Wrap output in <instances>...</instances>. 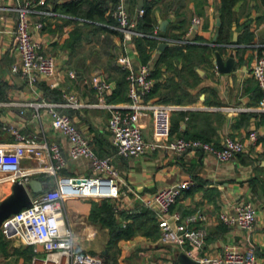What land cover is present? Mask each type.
Returning <instances> with one entry per match:
<instances>
[{"label": "crops", "instance_id": "crops-1", "mask_svg": "<svg viewBox=\"0 0 264 264\" xmlns=\"http://www.w3.org/2000/svg\"><path fill=\"white\" fill-rule=\"evenodd\" d=\"M45 1L46 8L55 11V15L41 17L43 26L33 27L31 35L39 49L55 60L58 84L53 88L42 76L31 84L11 70V64L20 59L14 46L17 14L12 7L16 0H0V142H14L16 137L13 130H17L37 141L55 142L65 157V164L56 175L39 172L24 183L30 199L54 187L57 177L61 175L92 174L89 160L69 156L68 137L52 127L45 108L34 104L43 100L60 102L64 100V92H71L86 105L74 109L60 107V111L71 117L98 155L111 158L119 173L118 187L121 193L113 199L68 197L64 200L66 223L72 229L78 251L101 257L98 253L102 254L105 246L115 242L110 228L106 226L113 224L108 223L105 214L99 213L105 205L111 204L114 205L118 225H132L137 229L132 237L119 239L116 243L120 242L126 248L132 247V250L143 247L138 251L140 254L152 249H156L157 253L159 223L153 209L144 206L140 198L148 197L160 188L190 180L191 185L182 190L171 206V212H178L181 219L194 212L205 215L204 220L191 224L205 233L202 253H219L229 243L244 248L254 246L259 263L264 264V112L254 109L260 103L262 91L253 73L257 60L264 57V0L235 2L227 42L218 41L221 0H157L152 10L156 19L153 30H157V35L159 31L171 34L182 31V37L194 42L184 44L175 38L165 37L167 40H162L157 37L159 44L151 50L148 60L152 72H155L152 86L157 85V88L147 100L161 102V95H166L169 103L184 107L170 115L171 138H199L217 147H222L227 137L244 140L246 150L226 161L199 149L177 153L159 148L138 156L118 155L107 129L109 110L104 106H93L99 102L96 92L79 78L69 77L67 72L75 70L80 76L102 75L111 83L106 102L124 103L122 95L111 98L116 88L115 75L106 69H111L109 56L115 59L112 61L115 66H120L119 59L123 54L131 58L135 67L143 63L133 38L125 40L123 34L117 32L116 19L111 14L114 4L111 7L110 0ZM146 1L151 0H143L141 8ZM125 3L131 14H137L140 0H136L135 7L128 0ZM106 5L108 8L100 14ZM87 12L101 15L103 22L98 24L107 29L95 31L92 25H87L92 20L96 21L81 15ZM194 16L200 18L197 25L192 24ZM164 20L167 21L165 30H161L160 25ZM161 43H166L162 49L159 47ZM193 43H206L213 50L210 58L195 59L191 69L184 65V57L179 50L184 53L187 51L186 45ZM166 48H172V51L169 50L168 58L161 60L157 68V64L154 65ZM216 52L223 62L230 54L233 55L230 71L219 70ZM138 124L144 138L152 139V117L148 111L139 115ZM252 131L258 134L255 142L249 140ZM21 165L24 168L33 167L38 162L23 158ZM31 179L40 181L43 189L34 191L29 187ZM12 192L13 183L0 181V201ZM249 201L257 209V220L252 231L241 229L237 224L228 225L220 219L221 213H232L235 206ZM93 208L94 215L91 214ZM166 253H159L157 263L166 258L168 261L163 260L164 264H181L177 253L173 259L171 250ZM34 256L38 259L45 256L41 244L30 245L17 237H7L0 231V264H31Z\"/></svg>", "mask_w": 264, "mask_h": 264}, {"label": "built area", "instance_id": "built-area-1", "mask_svg": "<svg viewBox=\"0 0 264 264\" xmlns=\"http://www.w3.org/2000/svg\"><path fill=\"white\" fill-rule=\"evenodd\" d=\"M45 0H16L12 9L16 11V27L14 30V46L20 54L18 62L11 64V70L19 73L28 83H35L40 76L53 88L58 84L54 58L39 49L32 39L33 27L41 28V17L55 15V11L45 6ZM140 8L137 12L141 16ZM116 19L115 28L122 32L123 39L147 35L135 29L133 20L127 10L125 0H116L111 10ZM200 22L198 16L192 18V24ZM154 29L148 35H156ZM162 40L165 37L157 36ZM181 43H191L185 37L177 39ZM120 66L126 71L129 84L128 101L116 104L106 102L111 90V83L100 74L80 76L75 70H68L71 78H79L83 84L89 85L98 95L99 102L93 106H104L109 110L107 129L115 152L121 156H138L156 149H170L177 153L189 150H202L226 161L244 152L247 143L238 138H225L222 147L199 138L170 137V115L173 111L183 109L182 105L169 102L147 100L146 96L153 85L150 61L140 63L135 68L131 58L123 54L119 59ZM254 76L261 88L262 97L255 110L264 112V57L257 60L253 67ZM64 100L57 102L43 100L35 102L37 107L45 108L51 118L53 128L61 130L70 142L69 156L72 159L85 157L89 160L92 174L57 177L54 187L40 196L31 199V204L6 217L0 231L7 237H17L23 242L34 245L41 244L45 251L42 259L34 256L31 264H102V259L91 253H83L76 249L73 232L66 223L64 200L68 197L118 198L121 193L118 187L119 173L109 156L98 155L90 145L88 138L78 129L71 117L60 111V107L79 108L85 106L71 92L63 93ZM92 106V105H91ZM148 111L152 117L153 138L146 140L138 124L139 115ZM16 139L12 143L0 142V181L26 183L29 178L39 172L56 175L65 164L61 148L55 142L37 141L34 137L20 134L13 130ZM256 131L249 134V140L255 142ZM23 158L34 159L37 166L24 168ZM192 181L179 183L156 190L148 197L140 198L142 204L153 209L160 227V240L178 248L199 264H260L254 246L247 248L236 244H226L216 254L202 253L205 233L200 227L191 225L206 217L201 212H194L181 219L178 212H171V206L182 190L189 187ZM172 218L174 221H172ZM220 219L228 224H237L241 229L252 231L257 220V209L252 201L235 206L234 211L223 212Z\"/></svg>", "mask_w": 264, "mask_h": 264}, {"label": "trees", "instance_id": "trees-1", "mask_svg": "<svg viewBox=\"0 0 264 264\" xmlns=\"http://www.w3.org/2000/svg\"><path fill=\"white\" fill-rule=\"evenodd\" d=\"M116 0H110L111 2V7L112 4H114ZM129 3H131L134 7L136 4V0H128ZM157 0H151V1H146L143 5V9L144 12L141 16H138V14H131L129 11V14L131 16V18L133 20H135L136 24H135V29L137 31L143 32L147 35L141 36H135L133 37V41L135 44V48L137 49L138 53H139V59L145 63L148 62V60L151 57V50L153 48H156L159 44V39L157 38V36H163V37H171V38H175V39H180L182 37V31L178 32V33H168L167 31L158 32V35H148L149 33L153 32V28H154V23L156 22L155 16L152 12L153 7H154V3ZM237 0H221V5H220V15H221V24L218 27L219 29V34H218V41H223V42H227L229 41V29H230V24L232 19L234 18V12H233V6L235 4ZM78 2V1H76ZM108 8V6L106 5L105 7H103L100 11V14H103L104 10H106ZM84 17H90L92 19H95L96 21H90L88 23H86L87 25H92V27L95 28L96 30H99L101 28H105L102 26V24H98V22H103L101 15L98 14H93V13H83L81 14ZM111 21L113 17L110 16ZM110 22V21H109ZM107 23V22H105ZM114 23H116V21H114ZM175 24L172 26L174 27ZM107 29V28H105ZM113 32H116L113 29H109ZM108 30V31H109ZM117 30V29H116ZM120 32L122 34L121 31H117ZM195 39L200 40L199 38ZM201 41V40H200ZM169 50L172 51V48H166L160 55L159 61L157 60V62L155 63L154 66H156L157 64V68H158V64L161 60H163L164 58H168L167 54L169 53ZM186 50L184 53L181 52L179 50L180 55H182V57H184V65L188 66L189 68H193L194 66V60H198V58L202 59V57L208 59L210 58L211 54H212V47L206 43H193V44H187L186 45ZM174 54V52H172ZM110 60H109V66L111 67V69H106V71L108 73L110 72H114L115 75V82H116V88L113 90V92L111 93V98H114V96H118V95H122V99L126 102L128 100V81L126 79V71L124 69H122L120 66H115V64L112 62L115 59H113V56H109ZM107 57V58H109ZM180 72V71H179ZM155 74V72L153 73L151 70V76L153 77ZM157 88V85L152 86L150 92L148 93L147 97H150L153 95V93L155 92ZM177 101H179L180 99H176ZM161 102H168L170 101L166 95H161L160 100ZM95 210L93 208L91 214L94 215ZM99 213H101L102 215L105 214L106 216V220L108 221L109 224H113V225H106L110 228V232L112 234L113 239L115 240V242L119 239H125V238H130L132 237L133 234H135L137 229H134L132 227V225H118L116 218H115V210H114V205H105L100 211ZM127 215H132V214H128Z\"/></svg>", "mask_w": 264, "mask_h": 264}, {"label": "water", "instance_id": "water-1", "mask_svg": "<svg viewBox=\"0 0 264 264\" xmlns=\"http://www.w3.org/2000/svg\"><path fill=\"white\" fill-rule=\"evenodd\" d=\"M143 0H140L139 8L142 6ZM167 21H162L160 25L161 30H165V24ZM217 24H220V20H217ZM216 36V35H215ZM166 43H161L159 47L162 49ZM233 55L230 54V57L223 62L220 54L216 52V63L220 71L228 72L233 66ZM136 68V67H135ZM28 186L34 191H40L43 189V185L37 179H31L28 182ZM31 204V199L27 187L20 182L13 183V192L6 198L0 201V225L2 221L10 216L11 214L17 212L22 207L29 206ZM177 259L181 264H199L196 260L190 258L185 252H177Z\"/></svg>", "mask_w": 264, "mask_h": 264}, {"label": "rangeland", "instance_id": "rangeland-1", "mask_svg": "<svg viewBox=\"0 0 264 264\" xmlns=\"http://www.w3.org/2000/svg\"><path fill=\"white\" fill-rule=\"evenodd\" d=\"M104 248L106 249L105 252H103L102 254L98 253L101 256L103 264H164L163 260L168 261L166 258L162 259L160 263H157L156 258L159 253L160 255H165L167 254V250H171L173 259V256H175L176 253L179 252L178 248L172 249L168 244L163 243L160 240V237L156 243V248L159 249L157 250V253L155 252L156 249H152L150 250V252H144L140 254L138 253V251L143 247L140 249L132 250V247L126 248L120 242L118 244L116 242L111 243ZM124 249L126 253L127 251H129V254L124 253ZM165 264H167V262H165Z\"/></svg>", "mask_w": 264, "mask_h": 264}]
</instances>
